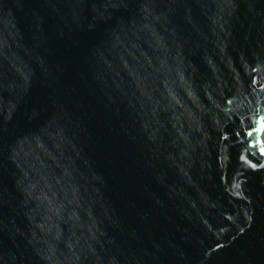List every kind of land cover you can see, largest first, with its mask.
<instances>
[{
  "label": "water",
  "instance_id": "obj_1",
  "mask_svg": "<svg viewBox=\"0 0 264 264\" xmlns=\"http://www.w3.org/2000/svg\"><path fill=\"white\" fill-rule=\"evenodd\" d=\"M264 0H0V264H264Z\"/></svg>",
  "mask_w": 264,
  "mask_h": 264
},
{
  "label": "bare ground",
  "instance_id": "obj_2",
  "mask_svg": "<svg viewBox=\"0 0 264 264\" xmlns=\"http://www.w3.org/2000/svg\"><path fill=\"white\" fill-rule=\"evenodd\" d=\"M263 140H264V134H263Z\"/></svg>",
  "mask_w": 264,
  "mask_h": 264
}]
</instances>
